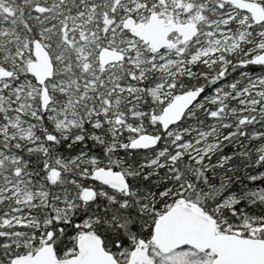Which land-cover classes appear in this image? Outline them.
Instances as JSON below:
<instances>
[{
    "label": "snow or ice",
    "instance_id": "obj_1",
    "mask_svg": "<svg viewBox=\"0 0 264 264\" xmlns=\"http://www.w3.org/2000/svg\"><path fill=\"white\" fill-rule=\"evenodd\" d=\"M0 264H264V0H0Z\"/></svg>",
    "mask_w": 264,
    "mask_h": 264
}]
</instances>
